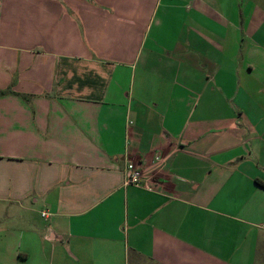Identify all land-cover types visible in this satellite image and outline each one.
<instances>
[{"label":"crops","instance_id":"0c3cea01","mask_svg":"<svg viewBox=\"0 0 264 264\" xmlns=\"http://www.w3.org/2000/svg\"><path fill=\"white\" fill-rule=\"evenodd\" d=\"M0 264H264V0H0Z\"/></svg>","mask_w":264,"mask_h":264},{"label":"built area","instance_id":"2783aa9c","mask_svg":"<svg viewBox=\"0 0 264 264\" xmlns=\"http://www.w3.org/2000/svg\"><path fill=\"white\" fill-rule=\"evenodd\" d=\"M154 158L159 159V155L155 154ZM144 168L139 165L134 166L128 161H126L124 166V184L139 186L146 189H149L150 185L148 181L145 179ZM42 216H45V212H41Z\"/></svg>","mask_w":264,"mask_h":264}]
</instances>
